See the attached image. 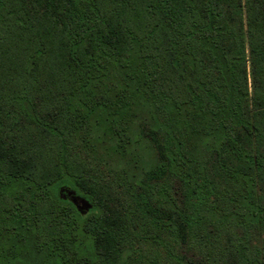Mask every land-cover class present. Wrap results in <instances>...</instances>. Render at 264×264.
Returning <instances> with one entry per match:
<instances>
[{
	"label": "trees",
	"instance_id": "trees-1",
	"mask_svg": "<svg viewBox=\"0 0 264 264\" xmlns=\"http://www.w3.org/2000/svg\"><path fill=\"white\" fill-rule=\"evenodd\" d=\"M0 264H264V0H0Z\"/></svg>",
	"mask_w": 264,
	"mask_h": 264
}]
</instances>
